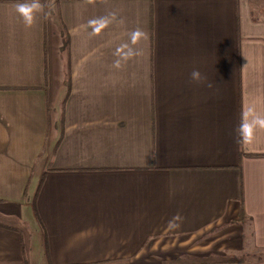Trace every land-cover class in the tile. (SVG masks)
Masks as SVG:
<instances>
[{"label": "crops", "instance_id": "0c3cea01", "mask_svg": "<svg viewBox=\"0 0 264 264\" xmlns=\"http://www.w3.org/2000/svg\"><path fill=\"white\" fill-rule=\"evenodd\" d=\"M30 2L0 0V264H264V130L233 131L264 115V0Z\"/></svg>", "mask_w": 264, "mask_h": 264}, {"label": "clouds", "instance_id": "9594fccd", "mask_svg": "<svg viewBox=\"0 0 264 264\" xmlns=\"http://www.w3.org/2000/svg\"><path fill=\"white\" fill-rule=\"evenodd\" d=\"M15 11L23 20L26 27H32L35 23L36 14L44 13V7L40 0H31L30 3H18L15 5ZM47 16V13H44ZM131 37L133 42H138L148 38V34L141 28L132 31ZM138 54V50L134 49L132 56ZM190 79L196 83L203 82L206 78L202 76L198 69H193L190 73ZM211 88L213 85L208 83ZM257 129L264 130V115L257 114L253 107H248L242 111L238 126L233 130L235 132V142L239 144H251L256 137ZM178 219V218H177ZM172 227H179V224L173 223Z\"/></svg>", "mask_w": 264, "mask_h": 264}, {"label": "trees", "instance_id": "16d2710c", "mask_svg": "<svg viewBox=\"0 0 264 264\" xmlns=\"http://www.w3.org/2000/svg\"><path fill=\"white\" fill-rule=\"evenodd\" d=\"M38 192V189H37ZM36 192V193H37ZM246 216L244 211L242 210V203H241V210L238 215L237 222L244 223L246 221ZM235 262H242L244 261L240 259H235L232 257H207V258H189V259H176L172 261H164L162 264H223V263H235Z\"/></svg>", "mask_w": 264, "mask_h": 264}, {"label": "rangeland", "instance_id": "374dc122", "mask_svg": "<svg viewBox=\"0 0 264 264\" xmlns=\"http://www.w3.org/2000/svg\"><path fill=\"white\" fill-rule=\"evenodd\" d=\"M263 256L262 253H259V252H251L249 254H246L245 256L242 257V260L244 262H249V261H255V260H258L260 259L261 257Z\"/></svg>", "mask_w": 264, "mask_h": 264}]
</instances>
